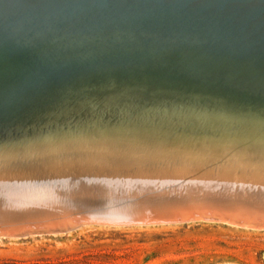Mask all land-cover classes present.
I'll return each instance as SVG.
<instances>
[{
  "label": "water",
  "instance_id": "95a60500",
  "mask_svg": "<svg viewBox=\"0 0 264 264\" xmlns=\"http://www.w3.org/2000/svg\"><path fill=\"white\" fill-rule=\"evenodd\" d=\"M148 116L159 128L161 122L184 128L145 131V139L108 133L120 120ZM244 125L264 128V0H0V167H16L19 150L32 141L43 154L58 144L101 143L110 153L98 159L110 160L98 165L122 159L132 165L139 156L150 160L145 165L152 171L180 163L232 172L264 166L260 145L230 151L210 148L211 142L190 156L198 163L179 150L177 137L190 139L205 126L235 132ZM168 149L174 162L165 156ZM157 154L162 163L154 162ZM239 172L226 175V184H213L220 209L241 210L231 198H220L227 190L238 194L237 183L254 184L249 173L241 179ZM171 179L170 204L178 209L179 190L191 184ZM260 183L256 195H264V178ZM149 188L161 191L157 183ZM167 202H151L150 213L125 207L118 214L156 216L158 206L173 214L163 209ZM107 213L100 218L114 224Z\"/></svg>",
  "mask_w": 264,
  "mask_h": 264
},
{
  "label": "bare ground",
  "instance_id": "6f19581e",
  "mask_svg": "<svg viewBox=\"0 0 264 264\" xmlns=\"http://www.w3.org/2000/svg\"><path fill=\"white\" fill-rule=\"evenodd\" d=\"M148 118L149 120H143L144 122H141L142 120L136 122H123L120 120L118 121L119 124H114L113 130L108 133L126 131V133L135 134L137 137L145 139V134H143L145 131H151L153 135L160 131H165L164 134H166V132L176 131L182 127L161 122L159 128L156 122L150 121V116ZM198 131L199 133L193 135L190 139L177 137V142L181 144L179 150L181 153L183 152L182 154L188 158L187 160L190 163H198L190 156L195 151H198V155H201L199 148H209L211 142H213V145L210 148H217L222 145L225 149L231 151V149H241L244 145H247L249 149L254 148L255 145H260L261 149L264 150L263 127H246L244 125L242 132L239 130L223 132L205 126V129H199ZM191 132L195 131L190 129L189 133L191 134ZM241 133L246 134L248 143H245V138ZM257 133L258 137L256 138ZM129 141L133 144L137 140L132 142V139H129ZM180 141L185 142L181 143ZM30 143L35 144H31L32 147H23L19 150L23 153L17 156V160L20 162L16 167L11 169L0 167V237L23 235V232H36L39 227L45 224L70 227L80 222H100L108 225L110 223L108 219L99 216L105 212L113 216L112 219L115 223L110 225L142 224L148 226L149 224L156 225L160 223L171 225L191 219H201L222 221L236 226L245 225L247 227L249 225L253 226V229L264 228V195H256L259 188H263V186H260V182L261 178H264V166H253V169L239 167L236 172H232L231 169L228 170L227 168L225 170L212 165H208L209 169L204 170L197 165L186 166L181 165V163L180 165L173 163L174 167L158 165L159 169L152 171L146 169L147 166L145 165L150 160L141 161L139 156L135 158L136 161L132 165L124 164L125 159H122L121 163L113 165H98L100 162L108 163L110 160V157L104 160L98 159V157L110 153L105 152L107 151L105 150L106 146L101 143L88 144L82 142L78 145L63 142L65 144L56 145V149L54 148L53 151L50 149L47 154H43L45 152L39 150L36 142L32 141ZM157 152H161L160 149ZM24 154L27 156L25 159ZM172 154L170 149L165 154L170 162H174L173 157H171ZM140 155H143V153ZM160 159V154H157L154 162L162 163L163 160ZM127 171L133 172V176L112 177L115 173L123 172L126 174ZM238 172L241 179H244L245 173H249L254 184L249 186L237 183L238 194L227 190L224 191L225 195L220 197L221 200L225 196L231 198L232 202L241 210L232 212L220 209V203L217 200L219 197L216 195L213 184H226L228 183L224 181L226 175L233 176ZM79 173H86L85 178L79 176L81 175ZM61 174L66 177L64 181L58 180ZM170 178H172L171 180L175 179L176 182L179 181L181 186L191 184L188 190H185V188L179 190L178 197L181 205L178 209L172 207L175 206L173 203L170 204V200H174L171 196L173 190L167 189ZM50 180L54 181L51 185ZM116 180H120V183L110 182ZM155 180H158L159 183L152 182ZM151 183L159 185L161 189L158 192L159 194L149 188ZM198 184L201 185L198 186ZM140 188L141 190H139ZM228 188L231 189V187ZM240 197L245 198L244 201H241L243 198L238 200ZM164 201H168L166 207H169V209H163L169 210L173 214H165L160 206L155 210L157 212L156 216L145 214L130 216L124 213L126 215L124 217L127 218H121L118 214L121 211L120 209L125 207L130 210L139 207L135 209L136 212L140 211L139 209L142 207L144 211L150 213L153 211L150 206L152 205L151 202L163 204ZM129 218L135 219V222L126 223L130 221L127 220ZM52 220L54 221L52 222Z\"/></svg>",
  "mask_w": 264,
  "mask_h": 264
},
{
  "label": "rangeland",
  "instance_id": "374dc122",
  "mask_svg": "<svg viewBox=\"0 0 264 264\" xmlns=\"http://www.w3.org/2000/svg\"><path fill=\"white\" fill-rule=\"evenodd\" d=\"M189 221L45 224L25 236L0 237V264H264V228Z\"/></svg>",
  "mask_w": 264,
  "mask_h": 264
}]
</instances>
